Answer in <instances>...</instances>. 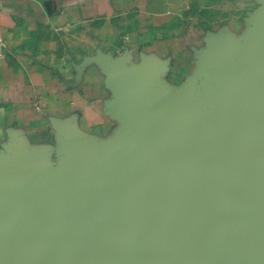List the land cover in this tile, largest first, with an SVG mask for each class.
I'll return each mask as SVG.
<instances>
[{"label": "crops", "instance_id": "0c3cea01", "mask_svg": "<svg viewBox=\"0 0 264 264\" xmlns=\"http://www.w3.org/2000/svg\"><path fill=\"white\" fill-rule=\"evenodd\" d=\"M262 18L264 0H0V177L17 166L68 192L76 144L136 190L132 154L159 133L130 80L169 112L181 99L186 131L212 129L232 109L212 57L238 64Z\"/></svg>", "mask_w": 264, "mask_h": 264}, {"label": "water", "instance_id": "95a60500", "mask_svg": "<svg viewBox=\"0 0 264 264\" xmlns=\"http://www.w3.org/2000/svg\"><path fill=\"white\" fill-rule=\"evenodd\" d=\"M262 44L231 64L212 60L232 106L212 129H184L181 99L169 112L143 82L137 108L158 142L134 151L136 190L72 145L68 192L12 168L0 177V264H264V18Z\"/></svg>", "mask_w": 264, "mask_h": 264}, {"label": "rangeland", "instance_id": "374dc122", "mask_svg": "<svg viewBox=\"0 0 264 264\" xmlns=\"http://www.w3.org/2000/svg\"><path fill=\"white\" fill-rule=\"evenodd\" d=\"M226 5H228V4L227 3H224L222 6H220L221 7L220 8V11H228V8H227ZM242 5H244V4L242 3ZM213 9L217 10L218 8H213ZM243 9L244 8H241V10H243ZM209 11H210V14H209ZM207 13H208L209 18H212L213 11H212L211 8L209 10H207ZM196 21H198L197 16H192V17L188 18V20H186V27L193 26L194 23H196ZM82 37H83L82 42L85 43V40H87L86 39L87 34L85 35V33H83ZM256 43L259 44V45H261L262 44V41L260 39H258L256 41ZM8 240H9L8 234L7 233H4V232H0V246L6 245L8 243Z\"/></svg>", "mask_w": 264, "mask_h": 264}, {"label": "built area", "instance_id": "2783aa9c", "mask_svg": "<svg viewBox=\"0 0 264 264\" xmlns=\"http://www.w3.org/2000/svg\"><path fill=\"white\" fill-rule=\"evenodd\" d=\"M0 45H2V42H1V40H0ZM0 56H1V53H0Z\"/></svg>", "mask_w": 264, "mask_h": 264}]
</instances>
